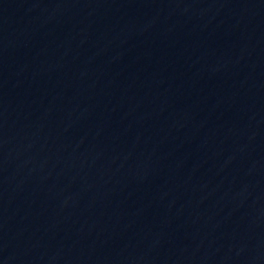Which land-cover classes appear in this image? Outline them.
<instances>
[{
    "label": "water",
    "instance_id": "obj_1",
    "mask_svg": "<svg viewBox=\"0 0 264 264\" xmlns=\"http://www.w3.org/2000/svg\"><path fill=\"white\" fill-rule=\"evenodd\" d=\"M0 264H264V0H0Z\"/></svg>",
    "mask_w": 264,
    "mask_h": 264
}]
</instances>
